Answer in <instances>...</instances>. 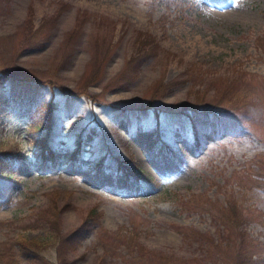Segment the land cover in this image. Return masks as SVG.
<instances>
[{
  "label": "rangeland",
  "instance_id": "rangeland-1",
  "mask_svg": "<svg viewBox=\"0 0 264 264\" xmlns=\"http://www.w3.org/2000/svg\"><path fill=\"white\" fill-rule=\"evenodd\" d=\"M217 2L0 0V151L17 148L24 162L0 177V264H33L22 239L47 244L35 264H234L233 233L216 246L212 216L174 207L169 191L233 217L242 206L241 244L264 264V0ZM152 42L156 56L138 54ZM13 79L39 94L21 99ZM180 80L153 100L161 82ZM150 99L156 110L144 109ZM46 105L56 165L36 159ZM197 105L235 112L244 131L205 129L196 148L184 121L203 126ZM158 128L172 151H158ZM110 153L164 188L93 166ZM50 210L56 228L37 220ZM91 215L99 224L75 243L71 232ZM134 232L152 257L137 261L126 245Z\"/></svg>",
  "mask_w": 264,
  "mask_h": 264
},
{
  "label": "trees",
  "instance_id": "trees-1",
  "mask_svg": "<svg viewBox=\"0 0 264 264\" xmlns=\"http://www.w3.org/2000/svg\"><path fill=\"white\" fill-rule=\"evenodd\" d=\"M137 51L138 54H144L145 56L147 55H151L152 57L156 56L155 54H157V48L158 45L156 42H152L151 44H146V45H142V44H137ZM180 83H182V80L177 81V82H171L168 84H163L162 82L159 84V86L154 89L152 91V98L153 100H156L157 98H159L160 96H163L165 94H169L171 91V89L173 87H175L176 85H180ZM10 86V89H12V91L15 92V94L17 96H20V98L22 99H32V97L37 96L39 93V91H33L32 88L29 86H25L24 84H19L17 83V81H15V79L11 80L10 83H8ZM4 100L2 99V96H0V117L1 114H3L4 112ZM200 106V105H197ZM46 108L48 112L45 113V117H44V122L41 123L40 125H36V129H41V127H45V129H48L47 132L43 135V137H38V136H34L33 137V141L38 143L37 145L39 146V149L36 148L39 152L36 155V159L38 162H40L41 164H46L47 162V158L54 164L56 165L57 163V156H56V151L54 150L53 146L50 145L51 140L50 138V133L52 131V125L54 123V118L52 117V108L50 105H46ZM151 108H154L155 110L157 109L156 106H154V103H152L151 99L148 101V103H146L145 105V110H149ZM202 106L200 107H196V106H192V109H195L196 111H198L196 113V116H201L200 121L204 122L203 126H201V128L199 129L197 126V122L196 120L193 119V117H185V121L188 125H190V129L191 132L194 133V143H196L198 146L196 148H199L200 144H201V137H203V133L202 131H204L205 129H207L208 131L212 132L214 129L219 131V132H223L224 129H227L229 132L231 133H235V132H243L244 131V126L242 125V121L240 119H238V117L236 116L235 112L232 111H228L227 109H223L220 110L217 105H213V107H206L208 109H201ZM158 111V110H157ZM209 114V115H208ZM197 119V121L199 120ZM177 129H180V127H177ZM162 128H158L157 134H158V144L159 149L158 151L160 153H162L164 150L166 151H172L171 147H169L170 145L168 143H166L165 140V131H161ZM176 130V129H175ZM88 129H85L81 132H79L77 134V141L75 143L74 146V151L72 153H69V159L74 161L78 155L80 153H83V148H84V136L87 133ZM176 132H180L179 130H176ZM189 132V133H191ZM191 133V134H192ZM182 134V133H181ZM180 134V136H181ZM179 136V133H178ZM18 151L17 148H9V149H3V151H0V177H7L8 175L10 176L12 174V170L15 167V165H18V163L22 164L23 159L21 157H16L15 152L14 151ZM93 166L95 168H110V167H114L115 169L119 170V171H124L123 174L125 175V177L129 180L132 179H136V181L141 185V186H146L148 188H159L161 187L162 189L164 187H162V185H160L159 183H157V180L153 177L148 176L146 173H140L135 167H132L128 164L125 163V161L121 158H118L116 156L113 155V153H110L109 155H101L99 157V160L96 161ZM168 194H170L169 196H171L173 198V206L174 207H180V209L183 211L184 209H187L189 211H195V209H200L201 211H205L206 213H208L210 216H212V219L214 220V224H217V227H219L218 229V234L217 237H219V241L216 242V246H220V245H225V236H230V233L232 232L233 235L235 236L230 243L228 244L227 247H230V245L237 247L238 251L235 253V255H232L229 262H231V260L235 261L234 264H252L253 261H255L254 259V253H250V248L251 247H245L243 244H241L242 240H244V236H243V231L240 230L241 227V223H243L244 219L246 218L244 213L242 212L243 208L242 206L239 207L240 209L237 210L236 214L234 213L233 215L235 217L231 215H227L226 213H223L221 211L225 210H217L215 207L212 206V203L210 201V199L207 198V200L204 201V203L202 202V197L200 195H196L193 198H188L186 199V201H184L183 199H181L179 196H176V194L172 191H169ZM230 203V202H229ZM223 207V206H222ZM225 208V207H223ZM55 212L53 210H50L49 213H43V218H42V214H39V218L37 219L39 221L43 220L46 222L47 225H50L52 228H56V218H58V215L55 214ZM54 217H53V216ZM92 215L88 216L82 223L81 227L78 230H74L73 232H71V238H73V241H75V243L79 244V242H82V240L87 237L88 235L91 234L92 228L95 225H98L99 223H97L95 220H91ZM239 219V220H238ZM238 220V221H237ZM231 221H235L236 225H233V223H231ZM181 229V228H178ZM139 232H134V234L130 237L131 241H130V245H128V241L130 238H127V247L130 249L132 247H137V252H138V257H137V261L139 262V260H144L147 257H152L151 255L153 254L152 252H150L147 248L145 247H141L139 243L135 244L136 238H134L135 236L137 237ZM242 234V235H241ZM241 235V236H240ZM190 236V235H188ZM227 236V237H228ZM187 237V236H185ZM59 241V240H58ZM55 243L57 242L54 241ZM52 242V243H54ZM18 244L24 248H26V252L23 255L27 260H31V262L33 264L36 263V261L40 260V251L45 249V247L47 246L46 243L44 242H40V243H36L33 242L32 239L29 240H19ZM228 249V248H227ZM149 259V258H148ZM260 264V262H259Z\"/></svg>",
  "mask_w": 264,
  "mask_h": 264
},
{
  "label": "bare ground",
  "instance_id": "bare-ground-1",
  "mask_svg": "<svg viewBox=\"0 0 264 264\" xmlns=\"http://www.w3.org/2000/svg\"><path fill=\"white\" fill-rule=\"evenodd\" d=\"M219 1H220V0H219ZM216 2H217V0H216ZM221 2H222V1H221ZM221 2H220V3H221ZM224 2H225V1H224ZM209 3H210V2H209ZM217 3H218V2H217ZM221 4H222V3H221ZM215 6H217V5H215ZM232 10L235 11V9H232Z\"/></svg>",
  "mask_w": 264,
  "mask_h": 264
}]
</instances>
